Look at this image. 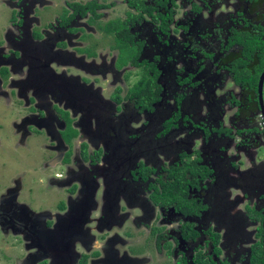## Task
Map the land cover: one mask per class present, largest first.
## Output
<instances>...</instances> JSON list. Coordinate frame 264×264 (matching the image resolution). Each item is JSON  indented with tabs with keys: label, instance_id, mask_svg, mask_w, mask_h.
<instances>
[{
	"label": "flooded vegetation",
	"instance_id": "flooded-vegetation-1",
	"mask_svg": "<svg viewBox=\"0 0 264 264\" xmlns=\"http://www.w3.org/2000/svg\"><path fill=\"white\" fill-rule=\"evenodd\" d=\"M25 1L29 2V0H16V3L18 5L24 3ZM140 1L145 3L147 6L154 8L156 10L154 14L162 13L163 15H172V19L167 20L170 30L171 24L174 23V17L178 7L177 0ZM164 1L167 3V6H162ZM202 1L203 7L196 4L194 5V3H196L195 0L192 4V9L195 10L197 12L196 14L200 17H204L205 15H203V13H205L203 8L209 11L211 8L217 7L216 5L212 6L213 0ZM239 1L243 4V6L245 5V10L251 8L250 12H252V14L250 15V12L248 13L243 9H239L238 6H235V9L238 8L236 15L238 14L242 19L240 22L235 21V24H239V27L234 26L231 28V34L228 36L224 44V48L226 49L230 48L228 47L230 38L233 37L236 32H242L247 25V28L254 26L256 28L262 27L264 29V10H262L261 13L258 11L260 7L264 8V5L257 8L255 5L253 6L251 2H244L243 0ZM126 2L129 6L128 0H126ZM89 4H95L98 7L96 14L99 18L93 19L90 11L87 12L85 17L76 12V8H87ZM254 8H256V11H253ZM102 9H105V6L101 5L97 1L82 4L77 0H73L68 5L67 9L62 13L59 23L57 24V29L58 31L67 30L68 33L71 34L72 32L73 34L71 35L75 36L82 31L80 27L75 28L77 26V19L87 18L88 22L93 25L102 17V14H99ZM129 12H132L134 16L137 14V11L132 8H130V11H128L127 14ZM248 16H251L256 20H252L251 18L247 20ZM143 17L144 19L142 22L136 23L134 28L138 24L146 22L145 17H148L150 18V22L148 23L158 25V29L160 30L159 22H154L153 18L146 13ZM118 21L123 22L121 20H115L100 27L106 35L113 34L115 36L114 48L119 51L117 62V66L119 67L118 64L121 52L120 48L117 47L116 34L108 31L109 28H111L110 24ZM218 23L222 25L221 21ZM17 25V27L21 28V24ZM181 27L187 28V26L184 25ZM134 28L132 29V34L136 37V41L139 43L143 42L145 44L141 52V55L143 56L147 42L137 38V35L133 33ZM192 28L193 27L190 26L189 29L190 32H193L194 34V30H192ZM219 28H221V26H219ZM201 29L205 28L202 26ZM253 31H257V29H253ZM160 32L164 34L161 30ZM206 33L208 34L209 32ZM36 37L39 39L42 38L39 34H36ZM232 46L240 47L241 49L238 53L231 55H238L242 51V46L239 44ZM16 53L19 54V52ZM84 53H87L91 57H94L95 55V53L90 49H85ZM142 56L141 59H145L142 58ZM10 58L11 57L8 59ZM14 58L15 57L13 56L12 59L14 60ZM157 58L160 59L159 56L156 57V60H158ZM228 61L224 66L226 72H228L232 78L231 72L226 68L229 66ZM14 67L17 68L20 66L14 64ZM37 68H39V71ZM263 72L264 69L256 87L257 91H253L252 95L249 97H247L242 87L236 85L232 78L234 85L240 88L242 94H245H243V96H245L250 102V109L252 111H247V108L244 107L242 101L233 99V104L237 108V116L240 117V120L235 121L234 118L231 119L229 122L233 125H230V127H227L223 123L221 124V122L224 121V117H218L219 114L215 116L214 120L207 116L208 113H206L203 119L193 116L195 114V110L191 107L187 111L181 109L176 110L177 112L175 114H171L170 118H167L164 122H162L160 128H154L155 134H153L152 129L144 130L141 126L134 128L133 130L130 129L128 123L130 122L131 116H128L127 114L124 115L122 103L127 99L128 102L130 101L133 103L135 111H137L141 116L154 121L163 99L154 105L153 111H147L146 109L139 107L135 99L132 100L128 97L130 92L129 90L124 99L120 97L119 93L114 94L113 102L116 103L117 106L115 108H113V106L109 107V112H106L107 109L104 106V100L99 96L98 92L93 91L91 87L82 88L78 87L79 85L76 86V90H82L83 95H86L89 91H91V98L95 99L103 108V114L99 117L98 115L92 116L95 109H97L95 107L85 108L84 106H78L77 103L72 105L68 104L66 101H61L63 93L54 85V91L60 96L57 95L58 97H55L56 99L51 100L56 103L52 105V109L56 114L57 126L60 130L57 134H53L54 140L51 143L52 145L50 144V146H47L48 152L45 154L47 158L45 159L47 161L43 162L41 169L42 176L47 173L48 175L45 177L46 179L54 177L56 180L61 181L57 178L64 179L66 177L68 180L65 183H70L71 180L76 181L70 194L74 193L77 197H70L65 203L66 209L62 210L61 213L66 214L69 212L71 210L69 201L71 199H76L72 206H74L75 210H80L82 214L80 213L81 215L77 218H73L69 214L68 219H66L71 222L66 220L64 223H61L60 234H64L65 239H62V246H59V248H52L48 246L41 238L40 239L42 240L45 248L43 246L41 247L40 244H38V247H34V244L31 243L32 250L33 248H37L39 252H42V254L43 252L45 253V255L42 256L45 258L38 264H50L51 262L48 261L46 256L50 255L51 257V252H53L52 254L54 256L59 257L60 263L62 264H74L77 259L79 264H232L227 259L220 260L222 255L220 245L223 238L222 229L224 227L230 228L231 239L236 234V232H233L236 230L238 222H232L233 218L230 217V212L233 210L232 206H235L240 199L244 203L241 205L247 212L250 221L258 223L255 238H259V241L253 244L250 242L252 246L249 248L245 257V264H252L251 259L253 257V249L255 246L260 244L264 248V164L241 170L240 166L237 167L238 165L230 162L232 157L229 155L231 148L234 146L233 149L235 148L239 151L237 156L241 157L238 158L239 162L244 161L241 155L249 159L253 158V153L258 147L256 146V143L260 142L262 136H264V112L262 110V104L259 96V82ZM2 73L6 76L8 70L3 69ZM32 73L35 74L37 81L34 80V82L30 83L27 87L29 94L27 92L26 95L24 91H21L22 93L14 91L12 92V96L14 95L13 97H15V95L21 94V98H26L23 104L19 99V108H24L26 110V107L28 106L30 109L29 112H32L34 116L37 115L42 118L43 120L41 123L47 128L46 125L49 121L48 109L51 107L49 102L51 101H49L48 97L45 95V86H50L47 79H50L49 77L51 74L49 75L40 63L38 65L35 64L34 71L32 72L30 70V72L26 73L27 77L24 79H27L29 74L32 75ZM57 78L61 79V77ZM68 79L69 78H66L65 81ZM195 79H197V77L194 73L185 74L176 78V86L181 87L182 84L183 86L188 84L191 85L192 81H195L192 86L197 84L198 88L202 84ZM44 81L46 82L45 86L42 84ZM40 84H42V89H40ZM137 84L138 82L131 88V90ZM159 84H161L160 79ZM163 87L165 91V86ZM206 87L207 85L205 84L203 89ZM212 90L216 93L218 89L215 87ZM49 96L51 97V94ZM118 97L121 99L120 102L116 100ZM9 106L12 105L9 104ZM254 110L255 114L262 120L263 127L261 128L257 125L250 124L248 119L245 121L241 120L242 117L248 118L245 116H250V113L252 114ZM186 112L188 113L184 114ZM209 113H212V111ZM170 120H172L173 123L171 124L169 130H166V123ZM22 121L27 127V129H24L26 130L23 135L24 138H27L28 136H35L36 138L44 139V141L46 140V133H42V131L39 130H33V133H36L33 134L32 128L28 129L29 127L27 125V121H33V123L38 124V119L35 118L27 120L26 117H23L20 122ZM183 123L190 125L191 127L192 125H195L196 130L202 133L205 138L204 140H209L211 136L213 137V135H215L214 137L219 136L220 138L218 144L211 141L208 143V146H204V148L194 151L193 154H191L189 150L184 151V144L179 142L176 145H172L171 149L164 151V154L166 155L165 158H167L168 161L170 160L167 167H153L150 165V160L152 161L156 159V149H159V146H157V148H153V153L151 155L154 157H149L150 154H148V151L150 150H148V141H145V138L147 139L148 136L162 138L172 132L176 131L177 133V131H180L181 129L183 130L181 131L182 134L188 132V135H190L195 132L194 127H192V131H190L186 125H183ZM217 124H219L218 127H216ZM14 130L15 133L18 132L16 127H14ZM239 137L241 138L240 142L235 144L236 140H239ZM49 138H52V136L49 135ZM213 139L215 140V138ZM20 141L19 145H25V143L28 142L25 140L23 144V140L21 139ZM151 144H153V142ZM157 144L160 145L159 141ZM209 145L212 152L211 154H209ZM63 149H66L67 152L63 153V157L59 159V155L63 152ZM49 151H55L54 153H57V156L50 159ZM147 157L149 158L148 160L146 159ZM188 159L190 160L188 161ZM55 160H57V162L55 165H52V162ZM50 162L51 166H49ZM78 162L80 163L78 164ZM195 162H197L198 166L204 169V177H201L200 175L197 178H190L192 185L190 184L189 186L188 196L184 198L164 197L163 193L165 186H167L168 183L176 182V180L171 177V172L175 170L174 168L183 164ZM84 167H86L85 175H75L76 178L73 179V173L79 172ZM26 173H28V176L31 175L33 177V183H29V181L26 182V179H28V176L25 177ZM35 173L36 172L33 169L25 171L22 174L24 176L23 180L19 181L22 177V175H20L14 182L15 187H11L10 185H5V187H7L6 193H8L6 197L11 196L14 199V202L21 204V207L26 210H28L29 206L31 213H34L35 216H37V212H33L32 210L34 209V202L31 197L36 195L38 191L40 192L38 195L44 197L42 200L40 199L39 204L36 205V208H39V211H45L51 198L53 197H51L49 193L52 191V188H49L48 185L40 183V180H37L38 177L35 176ZM229 174H235V176H230ZM82 182L87 183L90 187L82 190ZM142 184L145 186L150 195L146 199H141L139 198L140 193H138V196L133 194L131 198L130 191L138 190V187H140L138 185ZM235 190L236 192L238 191V194L233 196L232 193ZM224 192L226 193V196H222ZM156 193L159 194L160 203H157L154 200V195ZM127 196L131 199L129 204L132 206L130 207L132 210H136L141 205L148 203L150 204V207L147 208L145 213L141 216H126L128 212L121 216V214H118L117 209L120 206H118V208L116 207V201H121V203H123L125 200L124 198H127ZM4 199L0 201V204L3 203ZM180 202L185 204L192 203V207H195L196 209L195 212L187 214L184 213L183 209H186V207L180 206ZM251 203L254 205L250 206ZM122 209L123 208H121V210ZM148 209H151L152 212H150V223H147V226L145 224L143 225L141 221L144 219L147 220L146 214L148 213ZM156 209L158 210L157 212ZM26 210L24 212H26ZM28 215L30 216L31 214ZM47 216V214L43 216L42 221H45L46 219L47 222H42V225L46 233L49 234L51 228L48 226H51V223H55V221L53 218L52 220H48ZM131 219L132 221L128 222ZM236 219L237 217L234 218V220ZM127 222L130 224V227L127 225ZM157 222H160L161 225ZM0 224L2 225L0 226V229L6 233L10 230L12 232L16 231L17 233V224H19V230L22 228V225L18 221L12 227H10V225L4 226L1 219ZM219 224H222L224 227H221ZM175 225H178V227L176 228ZM215 225H217V227L219 225L221 228H217ZM141 226H144V231L148 233L145 240H143V236L141 235V231H143ZM118 227L120 230L123 229L126 232L128 231L129 235L136 233L139 240L135 239L133 236H128V239L130 240H126L127 236L125 238L123 234H120V230H116ZM37 229L40 232L42 230L41 228ZM20 234L22 235V229ZM55 234L57 233H54V235ZM205 234H208V239H206ZM56 237L61 240L59 234H57ZM151 238H155V245L158 252L157 254L161 255L158 261L165 259L167 263L152 262V258L149 259L145 256L146 253L150 252L146 246L148 245L147 241L151 240ZM85 240L89 241L85 242ZM127 241H135L138 244H130L129 247H126L125 245L127 244ZM203 246L205 248H203ZM208 246L211 251L208 249ZM138 247H142V249L138 250ZM82 248L84 249V252L79 251ZM162 253L165 255L164 258H162ZM61 255H64V257L62 258Z\"/></svg>",
	"mask_w": 264,
	"mask_h": 264
},
{
	"label": "rangeland",
	"instance_id": "rangeland-1",
	"mask_svg": "<svg viewBox=\"0 0 264 264\" xmlns=\"http://www.w3.org/2000/svg\"><path fill=\"white\" fill-rule=\"evenodd\" d=\"M72 1L73 0H29V2L25 1L17 5L16 0H0V201L5 198L3 203L0 204V219L4 226L10 225V227H12L17 221L22 225V235L20 234L21 229H18L19 224H17V233L14 231L15 234L11 230L6 233L0 229V264H38L45 258L42 257L45 253L43 252L42 254L37 248H33L32 250L31 243L34 244V247H38V244L44 247L42 242V240H44L48 246L59 248V246H62V239H65L64 234H60L61 223H64V221L68 219L69 214L73 218H77L82 214L80 210H75L74 206H72L76 199H71L69 201L71 209L69 212L66 214L61 213L62 210L66 209V201L70 197H77L74 193L70 194L76 181L71 180L70 183H65L68 180L66 177L64 179L57 178L61 181L56 180L54 177L46 179L47 173L42 176V165L43 162L47 161L45 155L48 152L47 146H50L54 140L53 134H57L60 130L57 126L56 114L52 109V105L56 103L51 100L60 96L54 91V85L63 93L61 101H66L68 104L72 105L77 103L78 106H84L85 108L95 107L97 109H95L92 116L98 115L101 117L103 108L95 99L91 98V91L83 95L82 90H76V86L79 85L78 87L82 88L91 87L93 91L98 92L99 96L104 100V106L107 109L106 112H109V107L113 106V108H115L117 106V104L113 102V95L119 93L120 97L124 99L129 90L142 79L145 73L143 67H134L131 63L123 68L117 66L119 51L114 48L115 36L113 34L106 35L100 27L115 20L127 21V12L130 11V7L126 0H77L82 4L97 1L101 5H104L105 9L99 12V14H102V17L93 25L88 22L87 18L77 19V26L75 28L80 27L82 31L75 36L71 35L73 34L72 32L71 34L68 33L67 30L58 31L57 29V24L59 23L62 13ZM195 1L196 3H194V5L196 4L203 7L202 0ZM193 2L194 0H177L178 7L174 17V23L171 24L168 35L162 34L158 29V25L148 23L150 22V18L148 17H145L146 22L138 24L134 28L133 33L137 35V38L147 42L142 58L157 63L159 71L161 72L159 79L161 84L165 86V91L154 121L141 116L135 111L133 103L130 101L128 102L127 99L122 103L124 115L127 114L132 117V122L130 117V122L128 123L129 128L132 130L141 126L144 130L152 129L153 134H155L154 128H160L162 122L170 118L171 114H175L177 112L176 110L181 109L187 111L191 107L195 110L193 116L203 119L206 113H208L207 116L214 120L215 116L219 114L218 117H224V121H220L221 124L223 123L227 127H230V125H233L229 122L231 119L234 118L235 121L240 120V117L237 116V108L233 104V99L242 101L244 107L247 108L246 110L252 111L250 109V102L243 96L244 93L242 94L240 88L234 85L231 75L226 72L224 66L229 59L228 57L231 54L238 53L241 49L240 47L234 46L226 49L224 48V44L231 34V28L234 26L239 27V24H235V21L240 22L242 18L238 14L236 15V11L238 8L245 10V5L243 6L239 0H213L212 6L216 5L217 7L211 8L209 11L203 8V11H205L203 15H205L204 17H200L196 14L197 12L192 9ZM235 6H238V8L235 9ZM262 10H264V8L260 7L258 9L259 13H261ZM245 11L249 13L251 8ZM251 14L252 12H250V15ZM250 18L256 20L251 16H248L247 20ZM219 21H221L222 25L218 23ZM17 24H21V28L17 27ZM183 25L187 26V28H182L181 26ZM190 26L193 27L192 30H194V34L190 32ZM202 26L205 29H201ZM219 26H221V28H219ZM206 32L209 33L207 34ZM36 34H39L42 38L39 39L36 37ZM85 49L92 50L95 53L94 57L84 53ZM16 52H19V54ZM13 56L15 57L14 60L12 59ZM157 56H159L160 59L156 60ZM9 57L11 58L8 59ZM39 63L45 68L49 75L51 74L49 77L50 79H47L50 83L49 87H47V85L45 86V81L42 82L45 86V95L48 97V100L51 101L49 102L51 107L48 109L49 121L46 125L47 128L41 123L43 120L42 118L37 115L34 116L32 112H29L30 109L28 106L26 110L24 108H19L20 102L23 104L26 98H21V94H17L15 97H13L14 95L12 96V92L14 91H24L26 95L27 92L29 94L27 87L30 83H33L34 80L37 81V79L33 73L32 75L29 74L27 79L24 78L27 77L26 73L30 72V70L33 72L35 64L38 65ZM14 64L20 67L15 68ZM3 69L8 70L6 76L2 73ZM37 70L39 71V68H37ZM188 73H194L197 77L195 80L201 82L202 85L197 88V84L192 86L193 82H195L192 81L191 85L188 84L183 86L182 84L181 87H177L176 78ZM57 77H61V79ZM65 77L69 79L65 81ZM42 84H40V89H42ZM205 84L207 87L203 89ZM215 87L218 89L216 93L212 90ZM50 94L51 97L49 96ZM9 104L12 106H9ZM210 111H212V113H209ZM187 113L188 112L184 114ZM23 117H26L27 120L38 119V124L33 123V121H27L28 129L32 128V133L33 130L46 133V140L48 141L36 138L35 136L24 138L23 135L26 131L24 129H27V127L23 121L20 122ZM245 117L248 118L242 117L241 120L245 121L248 119L250 124L257 125L259 128L263 127L262 120L255 114V110L252 114L250 113V116L246 115ZM183 125H186L190 131H192V127H194L196 133L194 132L188 135V132H185L182 134L181 131L183 130L181 129L177 131V133L175 131L162 138H156L155 136H148L147 139L145 138V141H148V150H150L148 151V154H150L149 157H154L151 155L153 153V148L159 146V149H156V159L150 160V165L153 167H167L170 160L168 161V159L165 158L166 155L164 151L171 149L172 145H176L179 142L184 144L183 150H189L191 154H193L194 151L204 148V146H208V143L211 141L218 144L219 136L214 137L215 135H213L209 140H204L205 138L200 131L196 130L195 125H192V127L184 123ZM218 126L219 124L216 125V127ZM14 127H16L18 132L15 133ZM49 135H51L52 138H49ZM213 138H215V140ZM21 139L23 140V144L25 140L28 142H26L25 145H19ZM240 140L241 138L239 137V140H236L235 144L240 142ZM158 141L160 145L157 144ZM152 142L153 144H151ZM256 146L258 147L253 153V158L249 159L241 155L244 160L243 162L238 161L240 156H237V153L239 151L235 148L233 149V146L229 155L232 157L230 162L238 165L237 167L240 166L241 170L257 165L261 166V164H264V136H262L260 142L256 143ZM54 152L55 151H49L50 159L57 156V153L55 154ZM66 152L67 150L63 149V152L59 155V159H61L63 153ZM211 153L209 145V154ZM146 159L148 160L149 158L147 157ZM189 160L190 159H188V161ZM51 162L49 166H51ZM56 162L57 160L53 161L52 165H55ZM79 163L80 162H78V164ZM30 169L35 170V176L38 177L37 180H40V183L52 188V191L49 193L53 198H51L45 211L42 210L43 208L41 209L42 211L36 208L40 199L42 200L44 198L38 195L40 192L38 191L36 195L31 197L34 202V209L32 210L33 212H37V216L31 213L29 206L28 210H26L21 207V204L14 202L11 196L6 197L8 193H6L7 187H5V185L15 187L14 182L17 178ZM85 173L86 167L82 168L77 173H73L74 176H72V178L75 179L76 176H83ZM229 175L235 176V174ZM26 176H28V173H26L25 177ZM23 178L24 176L22 175L19 181H22ZM27 178L26 182H34L31 175ZM138 186H140L138 190L130 191V197L132 198L133 194L138 196V193H140L139 198L146 199L150 193L143 184ZM88 187L90 186L87 183L82 182V190ZM232 194L236 196L238 191L236 192L235 190ZM222 196H226V193L224 192ZM124 199L123 203H121V201H116V207L118 208V206H120L117 210L118 214H121V216L127 212L128 214L126 216H141L145 213L146 209L150 207L148 203L141 205L136 210H132L130 209L132 206L129 204L131 199H129L128 196ZM241 204L244 203L240 199V201L235 204L236 207L232 206L233 210L230 212V217L233 218L232 222H238L237 228L233 232H236V234L232 239L230 228L219 224L221 227H224L222 229L223 238L220 245L222 251L220 260L227 259L232 264H245V257L249 248L253 243L259 241V238H255L258 223L250 221L247 212ZM253 205V203L250 204V206ZM121 208L123 209L121 210ZM25 210L26 212H24ZM157 211L156 209V212ZM150 212H152L151 209H148V213L146 214L147 220L144 219L141 221L143 225L145 224L148 226L147 223H150ZM28 214L31 215L29 216ZM45 214L48 215V220H52L53 218L55 221V223H51V226H48L51 228L50 233L53 234L46 233L43 228L42 222H47L46 219L42 221ZM235 217H237L236 220H234ZM67 221L71 222L69 220ZM131 221L132 219L128 222ZM157 223L161 225L160 222ZM127 225L130 227L129 223ZM219 225L218 227L217 225L215 226L219 228ZM0 226L2 225L0 224ZM141 227L143 230L141 231V235L143 236V240H145L148 233L144 231V226ZM177 227L178 225L176 228ZM37 228H41V232ZM116 230H120V228L118 227ZM54 233L59 234L61 240H59L56 237L57 234L54 235ZM120 234H123L125 238L127 236L126 240H130L128 236H133L135 239L139 240L136 233L129 235L128 231L126 232L121 229ZM205 235L206 239H208V234ZM88 241L89 240H85V242ZM130 244L137 245L138 243L135 241H127L125 246L129 247ZM147 244L146 247L150 252L145 254L146 257L149 259L152 258V262L167 263L165 259L158 261L161 255L157 254L155 238L148 240ZM203 248L205 247L203 246ZM140 249H142V247H138V250ZM208 249L210 250L209 246ZM79 251L84 252V249L82 248ZM52 253L53 252H51V257L50 255L46 256L48 261L51 262L50 264H62L60 263L59 257L54 256ZM61 256L62 258L64 257V255ZM164 256V253H162V258H164ZM74 264H79L78 259Z\"/></svg>",
	"mask_w": 264,
	"mask_h": 264
},
{
	"label": "trees",
	"instance_id": "trees-1",
	"mask_svg": "<svg viewBox=\"0 0 264 264\" xmlns=\"http://www.w3.org/2000/svg\"><path fill=\"white\" fill-rule=\"evenodd\" d=\"M244 2H251L253 6L257 8L264 5V0H243ZM129 6L137 11L134 16L132 12L128 13V19L126 22H114L110 24L109 32L116 34L117 47L120 48L119 67H123L132 64L134 67H143L145 73L138 84L129 92V98L135 99L136 103L142 109L147 111H153L154 105L163 99L164 87L159 84V78L161 72L158 65L150 60L141 59V52L144 47L143 42H137L136 37L132 34V29L136 23H141L144 19L143 15L146 13L151 16L154 22H159L160 30L164 34L169 33V24L167 20L172 19V15H163L162 13H155V9L145 5L140 0H128ZM162 6H167L164 1ZM98 7L94 4H89L87 8H76V12L85 17L87 12L92 13L93 19L99 18L96 14ZM256 11V8L253 9ZM248 25L242 32H236L229 40V46L239 44L242 46V51L238 55H230L228 61V71L231 72L232 78L236 85L242 87L247 97L252 95L253 91H257L256 87L260 75L264 69V29L262 27H250ZM257 29V31H253ZM158 59V58H157ZM120 102V98H116ZM172 120L166 123V130H169ZM175 170L171 172V177L176 182L168 183L164 188V197L168 198H184L188 196V190L190 184V178L201 175L203 176L204 169L195 163L183 164L179 167H175ZM154 200L160 203L159 194L154 195ZM192 204V203H191ZM191 204H185L180 202V206L186 207L183 209L184 213L195 212V207ZM253 257L251 259L252 264H264V248L259 244L253 249Z\"/></svg>",
	"mask_w": 264,
	"mask_h": 264
},
{
	"label": "water",
	"instance_id": "water-1",
	"mask_svg": "<svg viewBox=\"0 0 264 264\" xmlns=\"http://www.w3.org/2000/svg\"><path fill=\"white\" fill-rule=\"evenodd\" d=\"M263 88H264V72L261 76L260 82H259V96H260V102L262 104V110L264 112V105H263Z\"/></svg>",
	"mask_w": 264,
	"mask_h": 264
}]
</instances>
